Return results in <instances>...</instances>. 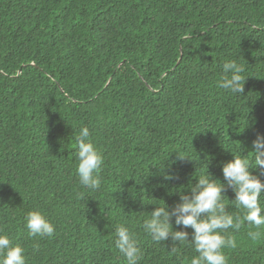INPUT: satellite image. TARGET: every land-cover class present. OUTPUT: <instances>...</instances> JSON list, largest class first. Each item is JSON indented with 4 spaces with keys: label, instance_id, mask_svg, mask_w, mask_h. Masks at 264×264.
Masks as SVG:
<instances>
[{
    "label": "trees",
    "instance_id": "16d2710c",
    "mask_svg": "<svg viewBox=\"0 0 264 264\" xmlns=\"http://www.w3.org/2000/svg\"><path fill=\"white\" fill-rule=\"evenodd\" d=\"M225 60L245 68L241 95L217 86ZM84 126L104 156L97 191L76 174ZM257 134L264 0H0V228L27 264H127L120 224L138 239V264H189L191 246L154 242L144 221L202 174L225 183L234 156L254 162ZM252 171L264 182V168ZM33 210L53 237L28 236ZM234 235L229 264H264V226Z\"/></svg>",
    "mask_w": 264,
    "mask_h": 264
},
{
    "label": "clouds",
    "instance_id": "9594fccd",
    "mask_svg": "<svg viewBox=\"0 0 264 264\" xmlns=\"http://www.w3.org/2000/svg\"><path fill=\"white\" fill-rule=\"evenodd\" d=\"M222 69L224 76L217 86L231 94H243L245 68L236 60H225ZM252 148L254 162L234 156L233 160L223 164L225 183L207 172L196 178L197 182L188 187L187 194L181 192L180 202L171 210L167 205L155 208L143 223L147 235L156 243L171 238L177 244L191 246L197 255L189 264H229L224 250L237 247L234 233L245 224L256 229L264 226V204L261 203L264 182L252 171L264 168V135L257 134ZM76 159L79 184L87 190H99L104 156L93 142L87 126L80 128L76 136ZM226 188L235 193V198L228 199L227 203L223 195ZM228 203L242 210L243 214H231L227 210ZM173 219L177 228H190L192 232L174 230ZM24 226L30 238L53 237L55 234V225L40 210L29 211ZM230 229L233 232H229ZM261 235L260 231L247 232L252 241H258ZM114 245L127 264H138L142 255L138 239L124 224L115 229ZM171 251L175 253L176 248ZM0 264H27L25 249L19 244L14 245L3 228H0Z\"/></svg>",
    "mask_w": 264,
    "mask_h": 264
}]
</instances>
